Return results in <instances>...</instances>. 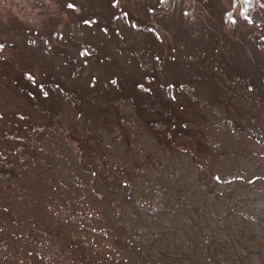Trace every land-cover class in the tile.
Returning a JSON list of instances; mask_svg holds the SVG:
<instances>
[{"label":"rangeland","instance_id":"374dc122","mask_svg":"<svg viewBox=\"0 0 264 264\" xmlns=\"http://www.w3.org/2000/svg\"><path fill=\"white\" fill-rule=\"evenodd\" d=\"M261 223L264 0H0V264H260Z\"/></svg>","mask_w":264,"mask_h":264},{"label":"trees","instance_id":"16d2710c","mask_svg":"<svg viewBox=\"0 0 264 264\" xmlns=\"http://www.w3.org/2000/svg\"><path fill=\"white\" fill-rule=\"evenodd\" d=\"M250 234H252L257 239H260L261 244L264 246V224L263 223H261V228L259 230H257L254 233H250ZM243 248H244V250H246L245 253L248 256V253H247L248 248H247V245L245 243H243ZM255 255H258L257 251H255ZM248 261L251 262L249 264H254V263H252V261L250 259ZM260 264H264V259L262 260V262Z\"/></svg>","mask_w":264,"mask_h":264}]
</instances>
